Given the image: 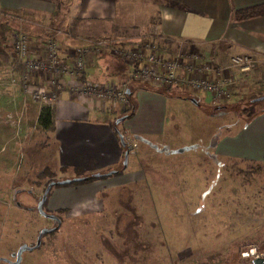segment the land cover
Masks as SVG:
<instances>
[{"label": "rangeland", "instance_id": "rangeland-1", "mask_svg": "<svg viewBox=\"0 0 264 264\" xmlns=\"http://www.w3.org/2000/svg\"><path fill=\"white\" fill-rule=\"evenodd\" d=\"M231 69L229 74L236 76L237 70ZM256 81L252 88L230 89V99L216 107L198 94H179L152 84L133 90L126 105L116 103L108 114L113 138L119 141L116 130L124 139L132 138L135 153L129 154L126 165L122 156L115 167L94 172H88L93 165L86 160L76 165L65 161V142L36 119L44 104L34 103L18 89V113L0 111V256L15 253L20 244L34 240L36 231L50 226L35 208H28L35 206L48 183L103 175L125 165L122 174L103 180L53 186L47 208L53 215L71 217L64 219L50 245H64L71 230L79 237L80 214H89L93 224L109 217L117 190L126 184L136 209L133 216L143 219L141 231L151 240L145 260L134 264H175L174 259L177 264H251L240 253L250 246L264 251V163L216 157L211 142L242 131L249 118L243 109L264 96V68ZM255 103L254 113L264 109V100ZM80 121L76 118L73 124ZM86 142L77 143L86 147ZM164 246L177 250V256L168 257ZM37 253V259L25 253L23 264H66L61 253L45 249ZM96 264L109 263L100 257Z\"/></svg>", "mask_w": 264, "mask_h": 264}, {"label": "crops", "instance_id": "crops-1", "mask_svg": "<svg viewBox=\"0 0 264 264\" xmlns=\"http://www.w3.org/2000/svg\"><path fill=\"white\" fill-rule=\"evenodd\" d=\"M73 2L0 0L3 13L0 19V79H3L0 89H4L1 94L6 97L0 111L5 115L18 113V89L22 90L20 63L11 51L8 38L13 30L27 33L35 51L44 41L53 39L65 63L71 61L75 47L106 38L130 44L149 34L170 42H160L166 52L174 51L180 41L189 42L205 59L230 69L232 55L249 54L256 58L251 72H235L237 81L230 88L231 92L252 88L258 82L260 68H264V15L238 23L232 18L233 10L262 5L264 0H77L76 5H72ZM129 71L121 60L105 53L89 57L82 76L97 85L124 86ZM33 83L40 84V81L35 78ZM147 86L149 84L128 82V98L133 90ZM174 91L191 93L187 89ZM198 95L208 102L204 94ZM43 106L36 112L37 120ZM52 106V131L65 142L63 155L67 163L76 165L83 159L93 165L86 172H94L115 167L120 162L125 148L120 140L113 138L108 114L113 107L116 109V103L74 99L65 91ZM76 118L81 121L75 125ZM92 119H96L95 122ZM81 140H87V149L77 143ZM216 144L213 147L216 157L264 163V112L247 120L241 132L219 136Z\"/></svg>", "mask_w": 264, "mask_h": 264}, {"label": "built area", "instance_id": "built-area-1", "mask_svg": "<svg viewBox=\"0 0 264 264\" xmlns=\"http://www.w3.org/2000/svg\"><path fill=\"white\" fill-rule=\"evenodd\" d=\"M3 13L0 9V19ZM10 47L20 63L21 88L34 103L52 105L67 91L74 99L111 101L126 105L129 101L127 84L149 83L166 89H187L193 94H204L214 107L221 106L230 99V88L236 84L235 74L229 69L205 59L195 45L180 41L175 51L166 52L161 46L169 44L158 35L142 37L136 43L121 44L119 41L102 39L73 48L72 58L65 63L59 56L57 43L53 39L44 41L35 51L30 37L19 31L10 33ZM108 53L122 61L129 69L125 85L100 84L85 80L87 59L93 55ZM256 59L249 54H235L230 57V67L240 73L251 72ZM67 77V80L64 79ZM38 79L40 84H34ZM129 154L135 153L136 143L125 139ZM241 258L253 260L264 258V251L257 246L242 250Z\"/></svg>", "mask_w": 264, "mask_h": 264}, {"label": "flooded vegetation", "instance_id": "flooded-vegetation-1", "mask_svg": "<svg viewBox=\"0 0 264 264\" xmlns=\"http://www.w3.org/2000/svg\"><path fill=\"white\" fill-rule=\"evenodd\" d=\"M124 169H126L125 165L122 166L121 170L116 169V171H114L115 175H112H120L123 173ZM93 175L91 177L87 176L88 179L85 181H79L80 184L86 182L90 183L92 180L96 179L103 180L104 178L112 176L107 175V173H104L103 175L99 174L98 177H94ZM127 187L128 186L124 184L117 190L116 206L111 209L109 217H105L104 219H95V224H93L89 219V214H80L79 217L76 218L80 228L78 232L79 237L77 238L76 236H72V234L76 233V231H68L69 233L67 232L66 237H64V245L55 247L50 245L52 243V237L63 228L65 223L64 219L70 218L71 215L60 216L51 214L49 208H47L48 203H46L48 201L50 191L47 195L46 201L43 202V209L46 215H40L37 210V205L40 202L41 197L40 199H37L35 206L28 208H35V211H37L39 217L42 216L50 222L49 227L43 228L54 229V227H59H57L58 229L53 233L49 232L43 234L38 247L23 251L20 254L21 261L18 264H23L25 262V253L33 255L32 257L37 259V252H40L43 249L49 251L50 254L53 255L56 253H61L64 255L66 264H96V261L100 257H104V259L107 260L109 264H134L135 261H144L146 258V251L150 247L151 240L148 239V234L145 230L141 231V228L144 225L143 219H137L134 216L131 218L129 217V215H131V213L136 209L132 203L133 200L129 202L131 193L128 191L129 189ZM118 207L119 210L117 211ZM48 215H52L53 217L55 216L56 218L51 219V217ZM40 231H36L34 240L32 242L30 241L28 244L26 242L22 244H27L28 247L35 246L39 240ZM48 242L49 245H46ZM74 243L78 244L74 245ZM161 243L164 244L162 241ZM164 249L165 252L168 253V257H170L171 254L172 258H174L175 254L177 256V250H171L166 246H164ZM16 252L14 253L12 251L8 256L5 257L0 256V263L13 264V262L16 261ZM3 259L7 260L3 261ZM174 260V263L177 264V259Z\"/></svg>", "mask_w": 264, "mask_h": 264}, {"label": "water", "instance_id": "water-1", "mask_svg": "<svg viewBox=\"0 0 264 264\" xmlns=\"http://www.w3.org/2000/svg\"><path fill=\"white\" fill-rule=\"evenodd\" d=\"M126 93L128 94V90L126 91ZM263 100H264V96L258 97V98L254 99V100L252 101V104H254L255 102H261V101H263ZM123 119H125V118L122 117V118L118 119V121L116 122V124H117L118 122H120L121 120H123ZM116 131H117V133H118V137H119V140H120V143H121L122 147L125 148V149H124V164L126 165V164H127V161H128L129 150H127V148H126V143H125V139H124L123 135H122L118 130H116ZM147 143H150V142H147ZM112 174L115 175V172L110 171V172L107 173V175H112ZM93 176H94V177H98L99 174H94ZM87 179H88V177L85 176V177H78V178H73V179H65V181L61 180V181H53L52 183H48V185L46 186V188H45V190H44V192H43V194H42V196H41L40 202H39L38 205H37L38 213H39L40 215H41V214H42V215H46V213H45V211H44V209H43V204H44L43 202L46 201V199H47V195H48L49 191L53 188V186H56V185H62V186H65V185H67V184H71V183H73V182L78 183L79 181H85V180H87ZM125 189H127V188H125ZM128 191H129V190H128ZM129 192H130V191H129ZM129 199H130V200H129V202H130V201L132 200V195H131V194H130ZM133 214H135V211H133V212L131 213V215H129V217H132ZM48 216L51 217V219L56 218L55 216L53 217L52 215H48ZM57 227H59V226H57ZM57 227H54V229H52V228H42V230L40 231V234H39V240H38V242L36 243V245L33 246V247H28L27 244H22V245H20V247L17 249V252H16V261L13 262V264H18V263H20V261H21V255H20V254H21L23 251H25V250H30V249H34L35 247H38L39 244H40V239H41L42 235L45 234V233H49V232H52V233L55 232V230L58 229ZM5 260H7V259H3V261H5ZM251 264H264V258L253 259V260L251 261Z\"/></svg>", "mask_w": 264, "mask_h": 264}, {"label": "trees", "instance_id": "trees-1", "mask_svg": "<svg viewBox=\"0 0 264 264\" xmlns=\"http://www.w3.org/2000/svg\"><path fill=\"white\" fill-rule=\"evenodd\" d=\"M264 15V3L259 4V5H253L250 6V8L245 7V8H241V9H237L236 11L233 10L232 12V18L235 21V23H238L240 21H244V20H250L259 16H263ZM250 108L246 107L244 108V112L247 113L248 115V120L251 118H254L255 115L264 112V109L260 110L258 113H254L253 112V108L254 105H257L256 103L252 104L250 103ZM38 123L39 125L44 129L47 130L48 132L50 130H52L53 128V124H54V110H53V106L52 105H44L41 109H40V113H38ZM217 140L215 141L214 139L211 142V146L214 147L217 144ZM42 175H39V177H41ZM93 179V178H91ZM90 179V180H91ZM75 186H77L78 184H80V182L78 183H73ZM56 186H60V185H56Z\"/></svg>", "mask_w": 264, "mask_h": 264}]
</instances>
